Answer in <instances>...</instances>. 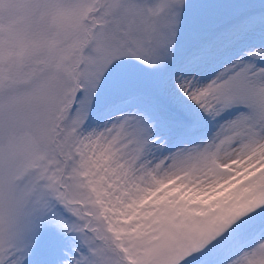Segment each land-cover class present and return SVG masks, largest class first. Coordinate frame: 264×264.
I'll list each match as a JSON object with an SVG mask.
<instances>
[{"label": "snow or ice", "instance_id": "snow-or-ice-1", "mask_svg": "<svg viewBox=\"0 0 264 264\" xmlns=\"http://www.w3.org/2000/svg\"><path fill=\"white\" fill-rule=\"evenodd\" d=\"M0 264H264V0H0Z\"/></svg>", "mask_w": 264, "mask_h": 264}]
</instances>
